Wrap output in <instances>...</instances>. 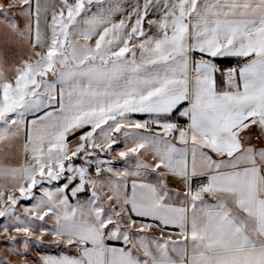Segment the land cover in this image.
<instances>
[{"label":"snow or ice","instance_id":"snow-or-ice-1","mask_svg":"<svg viewBox=\"0 0 264 264\" xmlns=\"http://www.w3.org/2000/svg\"><path fill=\"white\" fill-rule=\"evenodd\" d=\"M0 264H264V0H0Z\"/></svg>","mask_w":264,"mask_h":264}]
</instances>
